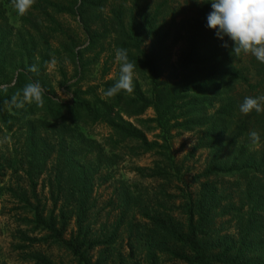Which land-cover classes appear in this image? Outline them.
<instances>
[{"label":"trees","instance_id":"16d2710c","mask_svg":"<svg viewBox=\"0 0 264 264\" xmlns=\"http://www.w3.org/2000/svg\"><path fill=\"white\" fill-rule=\"evenodd\" d=\"M172 1L112 0L104 16L107 0H33L20 15L23 33L10 37L6 7L13 0H0V78L6 83L0 87V132L13 135L20 144L0 170L23 171L29 196L16 193L28 214L21 222L30 233L42 235L23 238L22 247L29 241L52 244L75 264H264V112L243 115L239 111L245 97L264 96V63L251 54L236 55L231 41L220 40L206 27L210 4L185 0L191 17L177 21ZM56 15L81 17L84 47L76 50V39ZM183 40L187 47L178 65L180 72L160 79L164 69L172 71L170 50ZM52 41L58 47L53 48ZM38 46L44 53L36 54ZM118 49L126 51L133 71L148 81V93L133 81L131 90L107 95L120 74L82 86L100 55L112 51L114 56ZM90 51L92 57L85 59ZM61 53L74 64L77 77L69 82L59 69V88L68 94L66 101L49 94L44 73L52 54L59 59ZM18 59L23 68L13 79L15 65L9 66ZM105 65L102 80L110 70ZM33 66L35 70H30ZM33 83L41 87L40 103L22 94ZM33 105L42 107V116L26 112ZM150 108L154 116L140 118ZM94 125L109 131L102 142L85 132ZM194 128L204 129L195 149H206L212 157L196 176V180L203 178L198 190L186 191L180 205L174 200L181 196L166 192L165 185L148 194L115 179V167L126 153L159 159L151 168L135 167L142 178L177 180L180 168L169 151L170 132ZM153 130L159 132L148 140L146 131ZM252 131L260 136L255 149L243 143ZM44 171L49 175L48 210L37 194ZM224 177L233 182L217 184ZM108 182L116 184L115 197L108 199L104 208L110 209L102 214L96 189ZM44 184L45 180L43 188ZM71 219L74 230L68 232ZM232 221L234 229L229 227ZM121 235L126 254L116 246L122 242ZM95 249L98 254L93 259ZM23 259L56 264L36 251L23 252Z\"/></svg>","mask_w":264,"mask_h":264},{"label":"rangeland","instance_id":"374dc122","mask_svg":"<svg viewBox=\"0 0 264 264\" xmlns=\"http://www.w3.org/2000/svg\"><path fill=\"white\" fill-rule=\"evenodd\" d=\"M112 0H107L104 9H102L104 16H107L109 2ZM130 0H127L129 3ZM185 0L172 1L173 7L177 8L176 20H182V18H190L191 15L189 13V8L187 4L184 2ZM62 3H67V0H61ZM155 2V1H153ZM188 3V1H187ZM7 16H8V28L10 30V37H14L17 32L20 31V34L23 33V29L20 24V15L15 10L12 3H10L7 7ZM57 20L63 24L66 32L72 34V36L76 39L78 46L76 50L84 47L87 43L86 38L84 36V32L81 28L82 22L81 17L78 16H68V15H56ZM84 23V22H83ZM91 28H94L91 26ZM12 34V36H11ZM57 36V35H56ZM9 37V38H10ZM27 37V36H26ZM61 39V37H56V39ZM15 41L16 39H11ZM146 44H149L148 41ZM52 47H58V45L52 41ZM187 43L186 41H181L170 50V62L172 64V71L164 69L160 79H166L169 74L172 72L179 73L178 65L181 57L183 56L184 50H186ZM44 53V49L38 46L36 50V54ZM62 54V53H61ZM93 55V54H92ZM91 51L84 55L85 59H90L92 57ZM51 61L45 64V76L46 82L50 84V95H53L57 99L66 101L68 99V94L64 93L61 88H59V80L60 74L59 69H62L69 79V82H73L77 79L75 77V66L74 64L65 57V55H61L59 59H57L56 55L52 54ZM13 61L9 66L10 68L15 65V71H11L9 69L7 71V80L10 81L11 74L13 73V79H15L18 73L22 70V61ZM106 63V67H110L109 73L104 76L103 80L101 79L102 68ZM120 74V61L117 59L116 54L113 56L112 51L104 52L100 55L99 60L95 65H91L86 73L85 79L81 81L82 86L86 87L88 85L100 84V82H104L108 79H116L117 75ZM119 76V75H118ZM44 78V77H43ZM3 79L0 78V81ZM137 81L140 84L141 91L148 93L147 83L148 81L137 72L132 73V81ZM0 83V87L6 86L5 81ZM10 85L12 84L9 83ZM41 89V87H40ZM18 94V93H17ZM23 94V93H22ZM40 105H33L32 110L26 111L30 112V114H35L36 116H42L43 111ZM41 109V110H40ZM154 116L153 110L147 109L144 115L140 118H151ZM134 122V119H130ZM135 123V122H134ZM152 126V125H149ZM87 134L90 135L91 138L96 141L102 142V139L109 134V131L106 127L102 125H94L92 127H88L85 130ZM159 131H146V136L148 140H152ZM204 133V129H191L190 131H178L172 130L170 132L169 138V151L172 154L176 165L180 168V174L178 179L171 180L169 182L160 181L158 179H154L152 177L142 178L138 175L137 171H135V167H144L151 168L156 163H160L158 158L154 157L152 154H145L139 157H129L125 153L122 155L123 160L115 167V179H122L126 184H128L132 189L145 191V189L149 192L148 194H152L156 192L161 185L163 186L166 192H171L178 196H181V199L175 198V205H180L182 202V195L185 194L186 191H189L191 194L195 193L198 190L199 184L202 182V177L196 180V176L202 173L207 166L210 158L212 157L209 151L206 149H195V146L199 143V139ZM17 135V134H16ZM244 144H248V148L255 149L254 142L252 139L245 138L243 141ZM20 144L16 143L15 137L10 134H4L0 132V164L3 166H7V162L4 161L5 158L14 157L11 152H13V147L18 148ZM22 151V150H21ZM232 155V154H231ZM16 167H12V169L0 170V264H33L31 262L25 261L23 259V252H41L52 258V260L56 264H75L72 261V258L64 251L59 249L55 245H48L43 243H35L30 242L27 243L26 247H22L23 238H40L41 233L31 232L30 227L22 224L21 219L26 218L28 214L24 209H21L22 203L16 197V193L22 192L25 195L29 196L28 191V182L26 181V177L23 174L22 170L15 169ZM48 172L44 171L41 173L37 186V194L38 199L40 200L42 205H45L47 210L51 208V198L48 190ZM233 178L224 177V179H218L217 184H222L223 182H233ZM43 180H45V186L43 188ZM216 182V180H214ZM116 186L115 182H108L102 186L97 187L96 189V197H97V208H102V214L107 212L110 207L107 206L104 208V205L108 201V199L115 197L114 187ZM19 188V190H17ZM185 190V191H184ZM27 193V194H26ZM15 194V195H14ZM115 214V213H113ZM178 213L176 212L175 215ZM104 216V215H103ZM102 217V216H101ZM100 217V218H101ZM107 223H111L113 217H109ZM233 221L231 224L229 223V227L233 225ZM99 222L95 225L96 229L99 228ZM231 229H234L232 226ZM68 232L74 230L73 220L71 219L68 224ZM235 230H232L234 232ZM25 233L23 236L22 234ZM68 235H66L67 237ZM122 236V235H121ZM121 243H118L116 246L119 249H122L123 253L128 252V248L124 246L125 240H122ZM18 245L20 247H18ZM98 249H95L92 252V258H96Z\"/></svg>","mask_w":264,"mask_h":264},{"label":"clouds","instance_id":"9594fccd","mask_svg":"<svg viewBox=\"0 0 264 264\" xmlns=\"http://www.w3.org/2000/svg\"><path fill=\"white\" fill-rule=\"evenodd\" d=\"M33 0H13V6L19 15H24L31 7ZM197 3L211 5L206 16V27L214 30L220 40L231 41L232 52L251 54L264 63V0H197ZM224 46H227L225 43ZM117 59L120 61V77L117 83L109 89L107 95H113L120 89L131 90L134 65L127 60L124 49H118ZM30 70H35L34 66ZM25 99L41 102V89L37 84H28L23 89ZM239 111L247 115L253 111L264 112V96H247L239 105ZM253 142H258L257 132L249 133Z\"/></svg>","mask_w":264,"mask_h":264}]
</instances>
